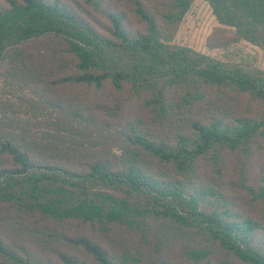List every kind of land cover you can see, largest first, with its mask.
Returning a JSON list of instances; mask_svg holds the SVG:
<instances>
[{
    "label": "trees",
    "instance_id": "16d2710c",
    "mask_svg": "<svg viewBox=\"0 0 264 264\" xmlns=\"http://www.w3.org/2000/svg\"><path fill=\"white\" fill-rule=\"evenodd\" d=\"M195 1L0 0V264H264V70L175 44Z\"/></svg>",
    "mask_w": 264,
    "mask_h": 264
},
{
    "label": "rangeland",
    "instance_id": "374dc122",
    "mask_svg": "<svg viewBox=\"0 0 264 264\" xmlns=\"http://www.w3.org/2000/svg\"><path fill=\"white\" fill-rule=\"evenodd\" d=\"M217 27L219 25L209 4L203 0H196L180 26L174 43L223 62L251 64L264 70V51L248 43L241 42L224 49L210 51L206 42Z\"/></svg>",
    "mask_w": 264,
    "mask_h": 264
}]
</instances>
